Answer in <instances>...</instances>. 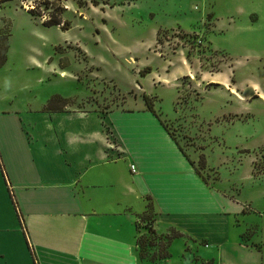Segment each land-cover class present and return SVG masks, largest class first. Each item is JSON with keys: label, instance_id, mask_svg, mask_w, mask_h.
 Listing matches in <instances>:
<instances>
[{"label": "rangeland", "instance_id": "rangeland-1", "mask_svg": "<svg viewBox=\"0 0 264 264\" xmlns=\"http://www.w3.org/2000/svg\"><path fill=\"white\" fill-rule=\"evenodd\" d=\"M4 54L1 92L101 112L146 94L201 179L243 205L239 239L264 256V0H0ZM147 224L138 253L155 262L172 231Z\"/></svg>", "mask_w": 264, "mask_h": 264}, {"label": "crops", "instance_id": "crops-1", "mask_svg": "<svg viewBox=\"0 0 264 264\" xmlns=\"http://www.w3.org/2000/svg\"><path fill=\"white\" fill-rule=\"evenodd\" d=\"M46 105L0 90V264H264L239 239L243 205L201 179L146 107ZM147 198V226L179 234L155 262L136 244Z\"/></svg>", "mask_w": 264, "mask_h": 264}, {"label": "trees", "instance_id": "trees-1", "mask_svg": "<svg viewBox=\"0 0 264 264\" xmlns=\"http://www.w3.org/2000/svg\"><path fill=\"white\" fill-rule=\"evenodd\" d=\"M59 23H60V20L54 17L52 19L50 18L47 21H45L44 24H46V25H53V24H59ZM4 60H5V54L3 55V58L0 60V66L2 65V62ZM144 71L145 72H148L149 71L148 67H146V69ZM141 73H142V71H141ZM142 99H143V101H144V103L146 105V109L150 110L153 114H155L158 117L157 112L153 108V104H152L151 99L146 94H142ZM55 101H56V104L53 105L55 103ZM68 101H69V99L63 98V97H61L59 95H53L48 100L47 105H46L47 106L46 108L48 110H61L62 107L64 105H66V103ZM158 119H159V117H158ZM160 122L162 123L161 120H160ZM162 125H163V123H162ZM163 127L166 129V127L164 125H163ZM167 132H168V130H167ZM153 217H154L153 205H152V202L150 201V199L147 198L146 205H145V209H144V211L141 214L138 215V218H139L138 220H141L142 222L147 223L150 220H152ZM171 231H170L171 232L170 235L164 237L165 238V240H164V242H165L164 243V250L161 252V254L158 255V258H166V257L169 256V252L167 250V247H168L170 241L172 240V238H174V237H176V236L179 235L177 232H175L173 230H171ZM148 232L149 233H152V234H155V230L154 229H148ZM145 239L146 238L144 237V235L143 236H139L138 235V237L136 239L137 246L144 244L145 243ZM159 240L161 242V239H159ZM148 244H150V243L148 242ZM153 244L154 243H152V245ZM158 245H159V249L163 247V245L161 243H159ZM160 250H162V249H160Z\"/></svg>", "mask_w": 264, "mask_h": 264}, {"label": "built area", "instance_id": "built-area-1", "mask_svg": "<svg viewBox=\"0 0 264 264\" xmlns=\"http://www.w3.org/2000/svg\"><path fill=\"white\" fill-rule=\"evenodd\" d=\"M130 169L133 171L134 170V166L131 164L130 165Z\"/></svg>", "mask_w": 264, "mask_h": 264}]
</instances>
